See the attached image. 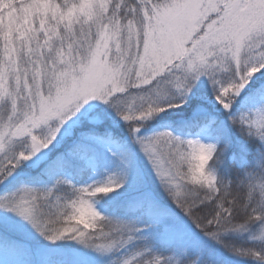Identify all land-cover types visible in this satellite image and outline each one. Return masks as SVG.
Returning <instances> with one entry per match:
<instances>
[{"label":"snow or ice","instance_id":"obj_1","mask_svg":"<svg viewBox=\"0 0 264 264\" xmlns=\"http://www.w3.org/2000/svg\"><path fill=\"white\" fill-rule=\"evenodd\" d=\"M4 234L264 264V0H0Z\"/></svg>","mask_w":264,"mask_h":264},{"label":"trees","instance_id":"obj_2","mask_svg":"<svg viewBox=\"0 0 264 264\" xmlns=\"http://www.w3.org/2000/svg\"><path fill=\"white\" fill-rule=\"evenodd\" d=\"M121 126L123 132L121 140H127L129 138L127 126L123 121H121ZM235 135L239 136V133L235 132ZM16 246V237L8 234L0 235V264H74L78 254L84 255L77 250L80 246L74 241H60L52 244L43 238H38L36 243L24 244V251L19 253L13 251ZM157 250L164 255L169 254L164 249L158 248ZM221 254L225 264H255V261L251 259L230 256L222 251Z\"/></svg>","mask_w":264,"mask_h":264},{"label":"rangeland","instance_id":"obj_3","mask_svg":"<svg viewBox=\"0 0 264 264\" xmlns=\"http://www.w3.org/2000/svg\"><path fill=\"white\" fill-rule=\"evenodd\" d=\"M93 178H94V179H101L102 176H101L100 174H95V175L93 176ZM84 182H86V183H90L91 180H86V181H84ZM85 198L87 199V194H85ZM97 207H98V209H99L102 213L105 212V207H104V201H103V200L100 201V203L97 205ZM81 226L83 227V225H81ZM89 230H90V229H89ZM82 256H83V255L78 254V255L76 256V260L80 259ZM74 264H75V263H74Z\"/></svg>","mask_w":264,"mask_h":264}]
</instances>
